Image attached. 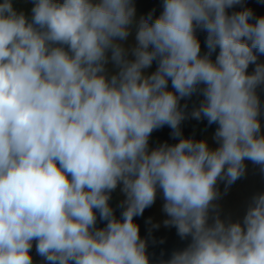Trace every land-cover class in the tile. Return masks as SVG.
Segmentation results:
<instances>
[{
    "label": "clouds",
    "instance_id": "obj_1",
    "mask_svg": "<svg viewBox=\"0 0 264 264\" xmlns=\"http://www.w3.org/2000/svg\"><path fill=\"white\" fill-rule=\"evenodd\" d=\"M21 2L0 0V264H152L134 218L157 201L187 241L158 264H264V187L223 206L250 170L264 184V16L245 0H162L158 16ZM189 118L215 131L184 137ZM164 126L178 142L153 146Z\"/></svg>",
    "mask_w": 264,
    "mask_h": 264
},
{
    "label": "rangeland",
    "instance_id": "obj_2",
    "mask_svg": "<svg viewBox=\"0 0 264 264\" xmlns=\"http://www.w3.org/2000/svg\"><path fill=\"white\" fill-rule=\"evenodd\" d=\"M135 4L138 15H147L155 9L154 16H158L162 11V0H135ZM245 6L251 8L254 13H256L255 10L264 13V0H245ZM239 10H241V8L236 6L234 9H230L229 12ZM197 35L200 39L202 50H205L204 40L206 34L198 32ZM154 70L155 63L149 71ZM169 87H171L170 84ZM198 102L199 98L197 96H193L190 100H188L187 111L190 112L192 108L198 104ZM181 103L183 104L185 101H181ZM215 127L216 125L209 126L206 120L198 121L192 118L186 119L181 124L184 137H194L195 139H202L206 136H210L215 131ZM171 131L172 130L168 126H164L163 128L154 131L151 136V144L155 146L163 142H168L169 144L178 142L171 137ZM261 187H264V184H262L260 178L253 175L250 170L248 178L237 182V184L231 189L230 194L224 199L223 206L225 211L238 214L247 198ZM112 195L113 199L111 203L115 209L116 216L119 218L122 209H120L117 205L119 204L120 199H122V196L118 191L114 192ZM149 218H151L152 223H161L160 228L152 229L151 235H149V228H151V224L146 223ZM163 218V214L160 212L159 201H157V203L152 207L147 208L142 216L134 218L135 222L139 225L141 237L146 238L149 241L148 252L150 259L152 260V264H158L160 259H168L172 251L183 248L187 243V241H182L179 238L175 228L163 227ZM99 226L102 227L103 223H100ZM153 240L155 243H153ZM161 241H163V243H161Z\"/></svg>",
    "mask_w": 264,
    "mask_h": 264
},
{
    "label": "crops",
    "instance_id": "obj_3",
    "mask_svg": "<svg viewBox=\"0 0 264 264\" xmlns=\"http://www.w3.org/2000/svg\"><path fill=\"white\" fill-rule=\"evenodd\" d=\"M16 6H17V8H23V9H27L28 8V5L22 3L21 0H17ZM255 12H256L255 13L256 16H264V13H262V12H259L257 10H255ZM261 59H264V57H262ZM252 67L253 66L250 65L249 71L252 70ZM262 98H264V97H262ZM194 120H196V119H194ZM32 251H33V255L35 256V248H33ZM36 259L38 260L39 257H36Z\"/></svg>",
    "mask_w": 264,
    "mask_h": 264
}]
</instances>
